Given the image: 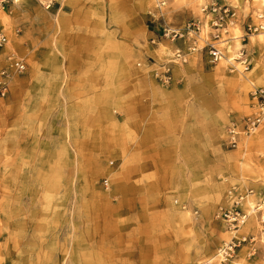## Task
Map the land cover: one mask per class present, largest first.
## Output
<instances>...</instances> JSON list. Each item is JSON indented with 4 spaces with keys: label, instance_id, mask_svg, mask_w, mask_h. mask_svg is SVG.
Instances as JSON below:
<instances>
[{
    "label": "rangeland",
    "instance_id": "rangeland-1",
    "mask_svg": "<svg viewBox=\"0 0 264 264\" xmlns=\"http://www.w3.org/2000/svg\"><path fill=\"white\" fill-rule=\"evenodd\" d=\"M42 1L0 9V73L8 74L0 95V264H217L219 248L243 235L250 239L227 264H264L257 229L233 231L217 217L239 195L241 211L248 198L264 202V123L238 146L225 144L232 122L259 111L264 31L243 26L264 22V0H78L64 16ZM212 4L234 14L220 23L231 28L226 60H169L151 41L163 22L202 24ZM233 55L238 70L226 62ZM144 75L147 103L134 100ZM143 104L170 137L184 134L186 149L168 165L140 166ZM54 120L62 130L56 161L15 150L22 125L26 135L33 127L46 138L47 160Z\"/></svg>",
    "mask_w": 264,
    "mask_h": 264
},
{
    "label": "crops",
    "instance_id": "crops-1",
    "mask_svg": "<svg viewBox=\"0 0 264 264\" xmlns=\"http://www.w3.org/2000/svg\"><path fill=\"white\" fill-rule=\"evenodd\" d=\"M20 1H27V0H18L17 3H19ZM44 1L46 0H43L41 3H43ZM77 1L78 0H60V5L53 3L51 5V8L53 12L56 13L55 16H61V15L64 16V15H67L70 11H72V9H74ZM154 36H156V34H154ZM153 38L155 37H152V39ZM163 42L165 41H161V43L158 46L159 48L160 46L164 47L165 49L164 53L168 57V52L171 50L170 49L171 47L162 46L164 45ZM195 55L203 57L205 56V53L204 54L198 53ZM226 56H227V53H226ZM218 71L221 72L222 70L220 69ZM141 81L144 84L141 83L140 88H143V89L139 90V95L134 96V100L139 101L141 103L142 102L147 103L150 100L148 99V97L152 96V89H148V86H147V84L151 83V80L149 76H146L143 79H141ZM173 91L174 90L171 91L172 94L170 96L173 95ZM143 105L144 106L141 107L143 110L140 111L136 119V125L139 126V129L141 131L139 134L140 135L139 146H138V143H136L135 145V149H138L141 151L140 152V158H141L140 166L143 168L150 167L152 169L154 165H157L158 167L168 165L171 163V161H173L175 152L177 155L181 156L180 151L181 150L183 151L186 149L184 134L182 133L179 137H170L169 136L170 132H167V129H169V127L166 125H163L165 124L166 121L165 120L159 121V120L154 119V117L152 116V112H149L150 109H148V106L146 104H143ZM11 113H12V119H13L14 106H13ZM58 115H59L58 111L55 110L53 112V117L56 118L58 117ZM9 116L10 115L8 114V117ZM177 118H179V116ZM8 123H9V118H8ZM56 128H57V120H54V129L52 131H49L51 132L49 133V138H50L49 142L51 143L52 146L48 148V159L47 160H46V156L45 158L43 157L44 153H42V149H41V144H45V142H47L45 140L46 138L41 137V135L38 133L33 134V130H34L33 127L30 129L31 132L28 133V135H26L25 127L22 125L21 138L19 139L20 145L18 144L15 150L19 151L21 147V151L24 155H26V153L30 154L32 157V160L29 157V161H33V160L34 161H49V162L56 161V157L58 156L57 149L60 147L62 143V130L61 129L56 130ZM170 151H172L171 155H169ZM13 153H14V150H13ZM14 154H13L12 159H17V157H15ZM261 162L264 163V161H261ZM178 163L182 164L183 161L182 160L177 161L176 164ZM263 163H261V166ZM250 226H253L255 228L254 221H250L246 225L245 228L248 229L250 228ZM263 258H264V254H263Z\"/></svg>",
    "mask_w": 264,
    "mask_h": 264
},
{
    "label": "built area",
    "instance_id": "built-area-1",
    "mask_svg": "<svg viewBox=\"0 0 264 264\" xmlns=\"http://www.w3.org/2000/svg\"><path fill=\"white\" fill-rule=\"evenodd\" d=\"M15 2L14 0H0V8L3 9L8 3ZM58 4L60 5V0H46L42 3L45 8H51L52 4ZM204 10L211 11L212 13H215L216 19H219L222 15L227 14L228 8L223 6H218L216 4L210 5V7L204 8ZM215 19V20H216ZM201 22L199 19H192L180 26H176L172 29L169 28V26L163 22L162 23V29L159 31V38L165 37L168 39H177L180 38L181 35L187 34V33H193L195 35L196 31L199 30ZM215 27L217 28L218 23L215 22ZM257 30H264V27L259 24L258 26L255 25H248L247 31L249 33L255 32ZM158 33V32H156ZM193 35V36H194ZM218 35V34H217ZM6 41V38L3 34V32L0 29V46L4 44ZM190 49H195L194 46ZM198 49V46H197ZM199 51H201L203 54L209 55V59L211 61H218L220 53L218 50H216V46L212 44H204ZM182 52L175 53V56L177 59L182 58ZM12 65L16 71H21L24 69V63L22 61H14L12 62ZM7 77L8 74L5 73V70H2L0 73V95H4L7 92L8 89V83H7ZM256 94V100L257 105L259 107V111L257 114H254L252 116L243 117L239 121L232 122L229 126L227 131V137L225 140V144L228 147H235L237 146L239 136L241 131L245 133H249L252 131L255 127L260 125L261 123H264V91H255ZM237 197V196H236ZM242 199V197L239 195L238 198L233 202L232 207L220 209L218 212L217 217L221 220H223L229 228H231L233 231H237L240 225V221L242 217L244 216L243 212L238 208L239 200ZM264 203V202H263ZM259 215L262 217L264 216V210H259ZM261 225L262 228H264V219H261ZM250 239V236L243 235L239 238H232L230 241L223 244L219 250H218V258L220 259L217 264H227L232 257L234 256L235 251L241 246V244H245Z\"/></svg>",
    "mask_w": 264,
    "mask_h": 264
},
{
    "label": "bare ground",
    "instance_id": "bare-ground-1",
    "mask_svg": "<svg viewBox=\"0 0 264 264\" xmlns=\"http://www.w3.org/2000/svg\"><path fill=\"white\" fill-rule=\"evenodd\" d=\"M14 1L17 3L18 0H14ZM206 7L209 8L210 5H207ZM212 14L215 15V13H212L211 11H208L207 10L206 17L204 19V22H202V24L200 23L201 25L199 27V30L196 31L195 35L193 33L192 34L191 33H187V34L181 35L180 38L171 40V39H168V38H165V37L159 38L158 37L159 36V32H158V33H155L156 36L151 41L153 43L156 42L157 44H160L161 41H165V42L167 41L166 43H168L170 45L172 43H174L173 41H177V40H183V41H185L186 48H183V49L181 48L183 51L180 48H178V47L170 46L171 47L170 48L171 50L168 52L169 60H170V58H172V60H173L174 57H175L174 54L177 53V52H182V54L185 57L188 54H198V53H202L201 51H199V49L204 44H206V43L207 44H212V45L216 46V50H218L219 53H220V56H219V60L218 61L208 60V62H211L212 64H215V63H219V61L221 62L222 60H226L228 57L226 56V52L225 51H226L227 46H230L229 45V42H227V40H230V39L227 38V37L224 38L223 36H227L226 33L229 31L228 29H231V28L227 27L228 29L227 28L226 29L225 28H222L221 29L220 23L222 21H224L226 17H228L227 18V21H228L230 18H232V16H234V14L231 12L230 13L231 15L230 14H225V15H222L219 19H216V17L213 16ZM260 17H262V16H260ZM215 22L218 23L217 28H215V25H213V23L215 24ZM165 23L169 26L170 29L176 27V26H173L172 24L170 25V23H168V22H165ZM226 24L229 25L228 22H226ZM259 24H261L264 27V22H259ZM259 24L255 25V26H258ZM248 25H250V24H247V25L243 26V30L244 31L247 29V26ZM159 26H160V30H161L162 29V24H160ZM260 31H264V30H260ZM208 32L211 33V35L210 34L208 35ZM234 37H236V36H234ZM238 37H242V36H238ZM238 37H236V38H238ZM193 46H194L195 49H190L189 48V47L192 48ZM197 46H198V49H197ZM205 56H207V59H209V55L205 54ZM226 62L227 63H230L229 64L230 67H232L233 69L238 70V66H236L237 65V62L235 60L234 55H233V57H231ZM258 127H259V125L257 127H255L249 133H245V132H242L241 131L240 136H239V139H241L242 137H248V136H250L252 133H254V131ZM243 210L246 211V212L242 211L243 214H244V216L242 217L239 226H242L243 225V227H246V225L250 221H254V223H255V229H257V232L256 233H253V234L256 235L258 233V237L259 238H263L264 237V228H262L261 219H264V216L261 217L259 215V212H260L259 210H262V211L264 210V203H261V202L260 203H256V204L254 202L251 203L250 199L248 198L247 201H246V208H243ZM262 213H264V212H262ZM242 264H244V263H242Z\"/></svg>",
    "mask_w": 264,
    "mask_h": 264
}]
</instances>
